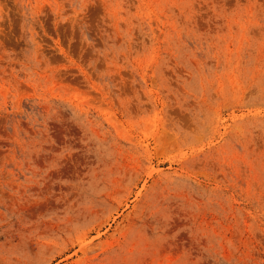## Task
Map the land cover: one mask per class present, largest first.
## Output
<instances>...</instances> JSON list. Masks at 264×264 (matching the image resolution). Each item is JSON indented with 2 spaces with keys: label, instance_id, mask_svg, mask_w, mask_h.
<instances>
[{
  "label": "rangeland",
  "instance_id": "1",
  "mask_svg": "<svg viewBox=\"0 0 264 264\" xmlns=\"http://www.w3.org/2000/svg\"><path fill=\"white\" fill-rule=\"evenodd\" d=\"M0 264H264V0H0Z\"/></svg>",
  "mask_w": 264,
  "mask_h": 264
}]
</instances>
